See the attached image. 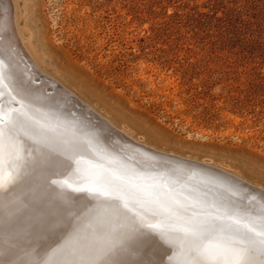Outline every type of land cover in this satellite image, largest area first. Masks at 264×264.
<instances>
[{
	"label": "rangeland",
	"instance_id": "obj_1",
	"mask_svg": "<svg viewBox=\"0 0 264 264\" xmlns=\"http://www.w3.org/2000/svg\"><path fill=\"white\" fill-rule=\"evenodd\" d=\"M10 3L45 78L135 140L264 188V0Z\"/></svg>",
	"mask_w": 264,
	"mask_h": 264
},
{
	"label": "bare ground",
	"instance_id": "obj_2",
	"mask_svg": "<svg viewBox=\"0 0 264 264\" xmlns=\"http://www.w3.org/2000/svg\"><path fill=\"white\" fill-rule=\"evenodd\" d=\"M11 1L0 0V104L8 110L22 102L38 127L43 126V134L38 142L24 140L19 159L6 152L0 164V253L12 254L15 264H39L41 259L46 264H80L93 249L99 250L97 255L108 253L107 264L117 258L114 252L128 264H189L192 248L201 240L183 227L225 213L260 215L235 184L229 182L227 194L219 189L223 186L214 188L183 174V168L177 178L175 168L124 140L134 138L120 128L123 134L114 132L111 121L95 119L85 103L45 78L17 35ZM105 176L139 193L138 202L129 201L130 211L116 210L129 199L125 192L113 187L108 197L98 194V181ZM216 223L231 221L225 217ZM96 264L105 261L97 259Z\"/></svg>",
	"mask_w": 264,
	"mask_h": 264
},
{
	"label": "snow or ice",
	"instance_id": "obj_3",
	"mask_svg": "<svg viewBox=\"0 0 264 264\" xmlns=\"http://www.w3.org/2000/svg\"><path fill=\"white\" fill-rule=\"evenodd\" d=\"M3 78V73L0 71V86L3 85ZM12 99L15 101V97ZM16 102L21 103L20 108L5 110L4 105L0 104V164L6 152L19 159L24 140L38 142L37 138L43 134V126L38 127L39 122L24 108L22 102ZM115 179L118 178L101 177L96 190L99 195L105 197L110 195L109 190L113 187L125 192L129 199L118 204L116 210L130 211L129 201L138 202L141 199L140 195L138 192L116 185ZM2 185L3 175L0 174V186ZM116 199L121 198L116 197ZM225 217L231 223L217 225L216 222ZM225 217L212 216L210 220L190 223L181 229L186 234L201 240L192 248V260L189 264H264V211L255 218L237 217L227 213ZM98 252V249H93L92 255L87 259L82 257L80 264H96L97 259L104 260L107 264L105 257L108 253L97 255ZM113 255L117 258L112 260V264H128L126 260L119 258L118 252H114ZM0 264H15L12 254L0 253ZM39 264L46 262L41 259Z\"/></svg>",
	"mask_w": 264,
	"mask_h": 264
},
{
	"label": "water",
	"instance_id": "obj_4",
	"mask_svg": "<svg viewBox=\"0 0 264 264\" xmlns=\"http://www.w3.org/2000/svg\"><path fill=\"white\" fill-rule=\"evenodd\" d=\"M91 115H96L97 117L95 119L100 118L103 121H106L102 117L98 116L94 111ZM113 131L122 133L120 130L116 128ZM124 140L130 142L132 145L134 144L139 150L146 152L152 157L156 159L158 158L160 162L165 163L171 168H175V170L173 171H177L175 172L177 178H179L178 176H180L182 171L184 170L185 173L183 174L190 177L194 176L196 178H201L203 180L202 182L210 186H213L214 188H216L217 186H223L222 188L219 189L227 194L229 193V189H230L229 186L231 185L230 183L235 184L237 187L236 189H242L241 195L244 197V199L247 198L246 200L249 203L254 204L257 208H259L260 212L264 211V189L262 187H257L255 185H252L250 182L242 178H239L238 176H236V174L234 175V173L226 169L222 170L213 167L211 165L207 166V164L203 162L182 158L174 154H166L158 150H155L153 148H146L141 144H138V142L135 141L134 139H131L127 136H125ZM181 168H183V170ZM223 181H225L226 183H224Z\"/></svg>",
	"mask_w": 264,
	"mask_h": 264
}]
</instances>
